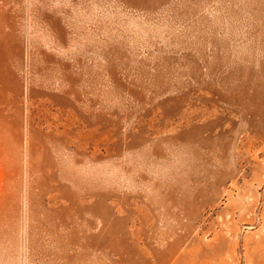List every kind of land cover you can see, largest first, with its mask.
Returning a JSON list of instances; mask_svg holds the SVG:
<instances>
[{
    "label": "rangeland",
    "instance_id": "374dc122",
    "mask_svg": "<svg viewBox=\"0 0 264 264\" xmlns=\"http://www.w3.org/2000/svg\"><path fill=\"white\" fill-rule=\"evenodd\" d=\"M0 264H264V0H0Z\"/></svg>",
    "mask_w": 264,
    "mask_h": 264
},
{
    "label": "bare ground",
    "instance_id": "6f19581e",
    "mask_svg": "<svg viewBox=\"0 0 264 264\" xmlns=\"http://www.w3.org/2000/svg\"><path fill=\"white\" fill-rule=\"evenodd\" d=\"M28 125H29V123H28ZM40 129H43V128H40ZM53 147H54V146H53ZM53 147H52V148H53Z\"/></svg>",
    "mask_w": 264,
    "mask_h": 264
}]
</instances>
